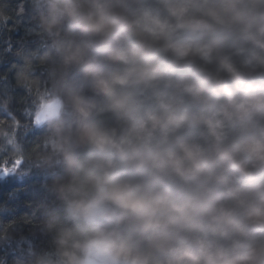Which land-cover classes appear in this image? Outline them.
<instances>
[{
    "label": "clouds",
    "instance_id": "9594fccd",
    "mask_svg": "<svg viewBox=\"0 0 264 264\" xmlns=\"http://www.w3.org/2000/svg\"><path fill=\"white\" fill-rule=\"evenodd\" d=\"M28 3L0 163L43 178L29 264H264V0Z\"/></svg>",
    "mask_w": 264,
    "mask_h": 264
},
{
    "label": "trees",
    "instance_id": "16d2710c",
    "mask_svg": "<svg viewBox=\"0 0 264 264\" xmlns=\"http://www.w3.org/2000/svg\"><path fill=\"white\" fill-rule=\"evenodd\" d=\"M23 1L0 0V96L12 91L18 100L24 93L22 89H14V73L10 71L12 64L17 62L14 53L21 44L35 47L38 43L34 37L27 36V29L33 26L30 21L31 6L28 0ZM33 138L35 134L29 135L27 140ZM3 166L10 169L14 165L7 167L5 162L0 163V168ZM35 175L38 179H33ZM19 180L0 179V264H17L18 258L21 264H29L28 252L32 245L37 249L49 245V237L40 227L41 213L36 211V205L31 201V196L40 193L44 197L47 194L39 183L43 179L35 173L29 179L34 186L16 202L13 196L17 193L13 190Z\"/></svg>",
    "mask_w": 264,
    "mask_h": 264
},
{
    "label": "bare ground",
    "instance_id": "6f19581e",
    "mask_svg": "<svg viewBox=\"0 0 264 264\" xmlns=\"http://www.w3.org/2000/svg\"><path fill=\"white\" fill-rule=\"evenodd\" d=\"M16 1V0H15ZM20 2H24L23 0H20ZM0 115H3L2 113ZM35 138L33 139H30V140H27L26 141V146L27 147H31L32 143L34 142ZM5 162V165L7 167H11L12 165H14L13 167L15 168L16 167V171H12L13 167H11L10 169H6L5 166H3L6 171L5 173H2V175L0 176V179L3 180V181H6L8 179H20L19 178V170L21 169V165H19V167H17L15 165V163H9L8 161H4ZM2 167V168H3ZM36 172H32L30 175H28L27 177H25L24 179H20L19 180V183L16 185V187L14 188L13 190V193L16 191L17 195L13 196L15 197V200L16 202H19L18 201V198L22 195V194H27L30 187L31 186H34V182H31L29 179H32V176L35 174ZM41 179H43L41 176H40ZM33 179H38L35 175V177ZM41 185L43 184V181L42 182H39ZM20 191V192H19ZM15 193V194H16ZM42 194L38 193L36 194L35 196H31V201H32V204H35L42 198Z\"/></svg>",
    "mask_w": 264,
    "mask_h": 264
},
{
    "label": "snow or ice",
    "instance_id": "6c2138e0",
    "mask_svg": "<svg viewBox=\"0 0 264 264\" xmlns=\"http://www.w3.org/2000/svg\"><path fill=\"white\" fill-rule=\"evenodd\" d=\"M8 50L10 51L11 49L9 48ZM21 163H22V162L18 160V161L15 162V165H16L17 167H19V165H20ZM5 170H6V169H5ZM12 171H13V172L16 171V168H13ZM0 175H2V174H0Z\"/></svg>",
    "mask_w": 264,
    "mask_h": 264
},
{
    "label": "rangeland",
    "instance_id": "374dc122",
    "mask_svg": "<svg viewBox=\"0 0 264 264\" xmlns=\"http://www.w3.org/2000/svg\"><path fill=\"white\" fill-rule=\"evenodd\" d=\"M5 171H6V170H5L4 167H3V168H2V167L0 168V174L5 173ZM0 176H1V175H0Z\"/></svg>",
    "mask_w": 264,
    "mask_h": 264
}]
</instances>
